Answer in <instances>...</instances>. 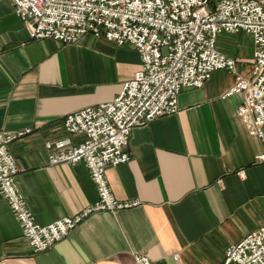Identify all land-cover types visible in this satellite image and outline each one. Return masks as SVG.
I'll return each mask as SVG.
<instances>
[{"label":"crops","instance_id":"1","mask_svg":"<svg viewBox=\"0 0 264 264\" xmlns=\"http://www.w3.org/2000/svg\"><path fill=\"white\" fill-rule=\"evenodd\" d=\"M215 46L247 75L250 58ZM139 64L130 45L90 35L73 44L33 39L10 0H0V132L29 130L6 149L35 224L74 216L96 201L85 166L48 165L44 143L80 142L64 131L63 117L110 102ZM233 81L213 71L202 87L180 92L174 114L131 130L129 161L107 168L105 179L117 201L135 207L92 213L33 253L0 197V264H135L134 256L150 264H221L227 246L264 222V162L256 160L264 142L235 115L241 95L224 96Z\"/></svg>","mask_w":264,"mask_h":264},{"label":"built area","instance_id":"2","mask_svg":"<svg viewBox=\"0 0 264 264\" xmlns=\"http://www.w3.org/2000/svg\"><path fill=\"white\" fill-rule=\"evenodd\" d=\"M10 4L33 39L73 44L90 35L116 46L130 45L140 62L110 102L63 117L64 131L82 136L80 142L44 143L48 165L82 163L87 170L97 199L76 215L44 226L34 223L15 187L19 170L6 149L29 130L0 132V197L33 253L48 250L92 213L114 214L137 205L112 196L106 169L129 161L126 147L133 128L174 114L180 92L202 87L213 71L233 76L224 96L241 95L235 115L250 137L264 142V0H10ZM240 33L250 37L252 46L246 76L237 71L235 59L215 46L219 35ZM256 160L264 162V154ZM134 263L150 261L134 256ZM221 264H264V222L227 246Z\"/></svg>","mask_w":264,"mask_h":264},{"label":"rangeland","instance_id":"3","mask_svg":"<svg viewBox=\"0 0 264 264\" xmlns=\"http://www.w3.org/2000/svg\"><path fill=\"white\" fill-rule=\"evenodd\" d=\"M217 46H221V51L230 55H234L241 58L251 57V39L248 35L240 33L238 35H226L222 34L216 38ZM245 69L246 64L242 65Z\"/></svg>","mask_w":264,"mask_h":264}]
</instances>
